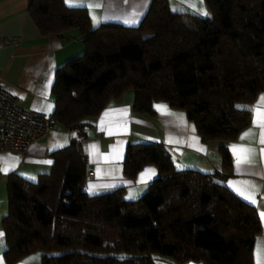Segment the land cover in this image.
<instances>
[{"label":"trees","instance_id":"16d2710c","mask_svg":"<svg viewBox=\"0 0 264 264\" xmlns=\"http://www.w3.org/2000/svg\"><path fill=\"white\" fill-rule=\"evenodd\" d=\"M209 16L177 13L152 0L137 27L91 25L85 8L31 0L43 36L76 29L82 55L57 68L55 123L85 137L87 120L132 90V110L154 102L186 112L203 141H230L250 122L249 105L264 89V0H204ZM225 168L227 149L220 147ZM34 181L7 177L2 220L7 264L41 252L40 264H251L259 219L225 185V176L177 169L160 143L127 145L123 173L148 164L158 177L135 199L122 189L90 195L87 165L72 141L52 154Z\"/></svg>","mask_w":264,"mask_h":264},{"label":"crops","instance_id":"0c3cea01","mask_svg":"<svg viewBox=\"0 0 264 264\" xmlns=\"http://www.w3.org/2000/svg\"><path fill=\"white\" fill-rule=\"evenodd\" d=\"M31 0H0V86L14 95L24 109L52 115L55 97L52 86L57 68L68 60L83 54L81 35L71 29L60 35L43 36L33 23L28 6ZM152 0H74L67 7L85 8L91 25L103 23L137 27L146 15ZM172 11L209 16L202 0H168ZM202 12H207L203 15ZM264 89L249 105V125L234 140L203 141L193 121L186 112L172 108L166 102H154L151 114H136L132 110L134 94L125 91L118 98L109 100L103 111L87 120L85 137L79 138L77 130L65 129L55 123L41 141L31 145L25 154L0 152V264H7L2 220L7 214V177L18 174L34 181L38 175L49 172L52 154L67 147L72 141L80 143L86 158L87 171L92 172L84 182L90 195L116 189L123 190L126 199L143 194L148 185L158 177L155 165L143 166L134 178L123 173L127 145L135 142L160 143L172 155L177 169H194L202 173L225 176L226 187L240 200L254 207L260 230L254 237L251 264H264V128L256 120V109L264 113L260 98ZM158 106H166L160 108ZM253 130V135L241 139ZM227 149L230 165L225 168L220 147ZM233 146H236L235 148ZM240 149H251L249 162L237 165ZM146 169H154L142 178ZM243 193V194H241ZM42 253L29 254L13 264H40ZM187 264H204L190 261Z\"/></svg>","mask_w":264,"mask_h":264},{"label":"built area","instance_id":"2783aa9c","mask_svg":"<svg viewBox=\"0 0 264 264\" xmlns=\"http://www.w3.org/2000/svg\"><path fill=\"white\" fill-rule=\"evenodd\" d=\"M54 124L52 115L22 108L14 95L0 86V152L25 154ZM86 176L91 177L92 172L87 171Z\"/></svg>","mask_w":264,"mask_h":264},{"label":"snow or ice","instance_id":"6c2138e0","mask_svg":"<svg viewBox=\"0 0 264 264\" xmlns=\"http://www.w3.org/2000/svg\"><path fill=\"white\" fill-rule=\"evenodd\" d=\"M74 0H66V3H69L70 6L73 5ZM202 3V0H200ZM203 15H207V12H202ZM260 103L264 104V96L260 98ZM160 108H166V106H158ZM254 123H260V126L264 128V113L260 112L259 109H256V120ZM253 135V130L250 129L248 132L244 133L241 137V139H244L245 137H249ZM261 143H264V134H262V139ZM234 148L236 146H233ZM240 154H238L237 158V165H239L241 162L248 163L249 162V154L252 152L251 149H240L239 150ZM155 170L154 169H146L145 173H142V178L147 176L149 173L154 174ZM243 194V193H241ZM2 235V233H0ZM28 264V262H26Z\"/></svg>","mask_w":264,"mask_h":264}]
</instances>
